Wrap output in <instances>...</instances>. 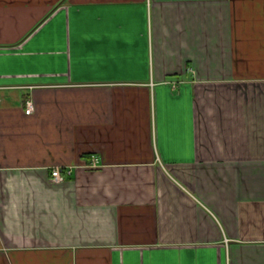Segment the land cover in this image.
<instances>
[{"label": "crops", "instance_id": "crops-1", "mask_svg": "<svg viewBox=\"0 0 264 264\" xmlns=\"http://www.w3.org/2000/svg\"><path fill=\"white\" fill-rule=\"evenodd\" d=\"M0 264H264V0H0Z\"/></svg>", "mask_w": 264, "mask_h": 264}, {"label": "built area", "instance_id": "built-area-1", "mask_svg": "<svg viewBox=\"0 0 264 264\" xmlns=\"http://www.w3.org/2000/svg\"><path fill=\"white\" fill-rule=\"evenodd\" d=\"M34 103L32 99H26L25 100V112L27 114L31 113L33 110ZM97 160L93 158L91 162V166H96ZM72 172V168L69 166L67 167H55L51 170V178L53 181H62L67 176H69Z\"/></svg>", "mask_w": 264, "mask_h": 264}]
</instances>
